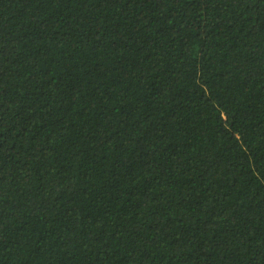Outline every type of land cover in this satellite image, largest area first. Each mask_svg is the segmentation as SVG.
Listing matches in <instances>:
<instances>
[{
    "label": "trees",
    "instance_id": "1",
    "mask_svg": "<svg viewBox=\"0 0 264 264\" xmlns=\"http://www.w3.org/2000/svg\"><path fill=\"white\" fill-rule=\"evenodd\" d=\"M0 264H264V4L0 0Z\"/></svg>",
    "mask_w": 264,
    "mask_h": 264
},
{
    "label": "snow or ice",
    "instance_id": "2",
    "mask_svg": "<svg viewBox=\"0 0 264 264\" xmlns=\"http://www.w3.org/2000/svg\"><path fill=\"white\" fill-rule=\"evenodd\" d=\"M161 3H167V0H160ZM255 2V0H253ZM259 3L264 4V0H259Z\"/></svg>",
    "mask_w": 264,
    "mask_h": 264
}]
</instances>
